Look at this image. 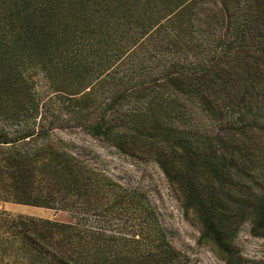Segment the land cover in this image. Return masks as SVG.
Masks as SVG:
<instances>
[{
  "label": "trees",
  "instance_id": "obj_1",
  "mask_svg": "<svg viewBox=\"0 0 264 264\" xmlns=\"http://www.w3.org/2000/svg\"><path fill=\"white\" fill-rule=\"evenodd\" d=\"M200 1L0 0V201L101 215L108 226L128 210L140 221L128 237L2 213L0 264H190L144 195L125 190L50 135L55 119L36 90L39 74L92 135L156 162L199 225V240L222 264H259L243 257L235 238L245 221L264 237V0L211 1L205 19L219 35L204 61L170 62L159 77L104 103L97 80L82 79L95 44L127 33L124 25L143 37L155 32L177 54L194 53L201 46ZM72 76L77 86L65 82ZM188 104L214 125L213 134L180 125Z\"/></svg>",
  "mask_w": 264,
  "mask_h": 264
},
{
  "label": "rangeland",
  "instance_id": "obj_2",
  "mask_svg": "<svg viewBox=\"0 0 264 264\" xmlns=\"http://www.w3.org/2000/svg\"><path fill=\"white\" fill-rule=\"evenodd\" d=\"M211 1L202 0L197 5L198 38L201 46L194 53L177 54L172 47L161 43L155 32L143 37L138 35L139 30L135 25L130 26L129 30H126L128 26L124 25L122 29L128 31L127 33L112 32V38L95 44L98 51L96 53L95 50L91 51L92 64L87 73L82 75L83 81L97 80L96 95L99 101L104 103L125 88L159 77L170 62L179 60L182 63L194 64L206 60L211 55L219 35L218 30L208 26L205 19ZM108 17L110 16L105 15L103 20H109ZM114 21L116 22L115 18ZM58 77L52 76L53 79L62 80ZM73 77L75 76L65 79L69 86L78 82L77 78ZM35 84L43 108L48 110L49 118L55 119L50 132L52 137L63 140L71 153L109 176L125 190L144 195L167 240L188 258L190 264H222L209 245L199 240V225L185 215L175 191L154 160L131 156L101 137L92 135L71 114L64 111L62 102L51 94L48 79L39 74L36 76ZM188 112L189 116L180 123L182 127L201 134L215 132L214 125L196 105L188 104ZM2 125L0 123V126ZM2 213L82 223L128 237H132L140 229L133 227L136 223L140 224V221L130 210L125 214L113 216L114 219L109 226L101 215H76L13 202L0 201V214ZM235 245L244 258L264 264V237L253 234L249 221L241 224Z\"/></svg>",
  "mask_w": 264,
  "mask_h": 264
}]
</instances>
